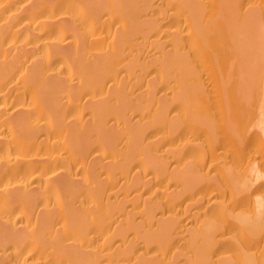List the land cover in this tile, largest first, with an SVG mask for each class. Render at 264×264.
<instances>
[{
	"label": "bare ground",
	"instance_id": "bare-ground-1",
	"mask_svg": "<svg viewBox=\"0 0 264 264\" xmlns=\"http://www.w3.org/2000/svg\"><path fill=\"white\" fill-rule=\"evenodd\" d=\"M0 264H264V0H0Z\"/></svg>",
	"mask_w": 264,
	"mask_h": 264
},
{
	"label": "rangeland",
	"instance_id": "rangeland-1",
	"mask_svg": "<svg viewBox=\"0 0 264 264\" xmlns=\"http://www.w3.org/2000/svg\"><path fill=\"white\" fill-rule=\"evenodd\" d=\"M31 253H32V251H31Z\"/></svg>",
	"mask_w": 264,
	"mask_h": 264
}]
</instances>
